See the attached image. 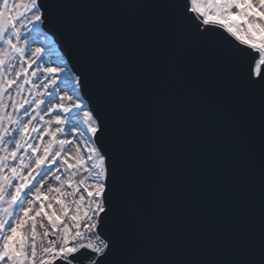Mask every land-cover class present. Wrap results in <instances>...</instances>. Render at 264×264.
Instances as JSON below:
<instances>
[{"label":"snow or ice","instance_id":"1","mask_svg":"<svg viewBox=\"0 0 264 264\" xmlns=\"http://www.w3.org/2000/svg\"><path fill=\"white\" fill-rule=\"evenodd\" d=\"M262 65L264 0H0V264H264Z\"/></svg>","mask_w":264,"mask_h":264},{"label":"water","instance_id":"2","mask_svg":"<svg viewBox=\"0 0 264 264\" xmlns=\"http://www.w3.org/2000/svg\"><path fill=\"white\" fill-rule=\"evenodd\" d=\"M69 2H76V3H101V4H136V3H146L150 2V0H69ZM183 4L185 0H180ZM48 34L53 36L52 32H49L47 28H43ZM55 41L58 43L62 53L67 57L75 55V51L72 47L68 45V43L63 39H57L53 36ZM247 67L249 69L254 68V63L252 62L251 58H248ZM262 71H264V65H262Z\"/></svg>","mask_w":264,"mask_h":264},{"label":"rangeland","instance_id":"3","mask_svg":"<svg viewBox=\"0 0 264 264\" xmlns=\"http://www.w3.org/2000/svg\"><path fill=\"white\" fill-rule=\"evenodd\" d=\"M41 31L44 32V33H46L50 38H52L55 41V39L53 38V36H51L50 34H48L43 28L41 29ZM42 39H43L42 36H40L39 34H36V43H39ZM33 46H35V44ZM55 50H56V52L60 56H62L64 59L67 60V57L62 53V51H61V49H60V47H59V45H58V43L56 41H55ZM52 59H56V56L54 55L52 57Z\"/></svg>","mask_w":264,"mask_h":264}]
</instances>
